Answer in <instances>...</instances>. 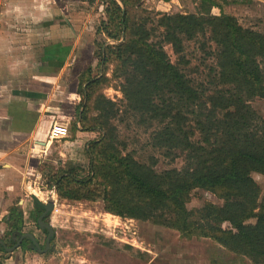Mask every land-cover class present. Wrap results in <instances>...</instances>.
I'll list each match as a JSON object with an SVG mask.
<instances>
[{"label":"rangeland","instance_id":"1","mask_svg":"<svg viewBox=\"0 0 264 264\" xmlns=\"http://www.w3.org/2000/svg\"><path fill=\"white\" fill-rule=\"evenodd\" d=\"M56 1L64 9V13L69 11V7L70 12H74L79 31L72 41H77L79 47L76 52L78 57L84 59L78 58L77 63L69 64L70 74H66L68 78H61V86H66L67 90L76 94L64 95L54 83L53 86L45 85L46 94L42 93L38 97L39 101L49 100L51 106L60 107L54 113L53 121L66 123L69 127L67 138L54 140L55 151L46 157L42 156L44 160H48L38 167L41 174L36 171L27 177V182L33 177V185L43 191L38 197H42L44 203L53 201L46 219L54 228L55 235L46 252L25 246L13 251H3L4 246L1 244L0 264H256L247 257L230 251L210 236L183 232L166 224V219L172 215L167 209L155 210L156 218L152 216L142 219L119 215L105 208L104 196L107 193L119 195L118 202L121 206H134L131 202H126V194H123L126 188L117 179L118 172L114 167L118 163L114 157L136 160L157 172L182 170L186 167L188 161L184 150L163 145L157 139L159 131L174 125L176 120L171 116V109L179 105L155 97L154 102L160 107L157 111L136 109L124 92L127 70L122 69V64L118 65L115 61H110L104 68L99 56L100 47L118 42L109 38L102 28V22L106 20V0ZM215 1L222 7L202 0H130L129 5L136 37L144 36L146 40L162 45L169 59L179 66L204 98L209 97L219 86L217 52L220 46L211 38V31L208 29L192 38L182 35L183 50L177 52L172 43L165 39V27L159 24V19L165 14L225 12L234 15L242 26L264 32V0ZM45 36H40L39 41H43L41 43L46 41ZM73 42L71 44L74 45ZM39 47L41 46L30 48L31 56L35 55L34 52ZM61 55L68 54L62 52ZM262 66L264 67L263 63ZM104 72L105 76L94 86L91 95L88 97L84 94L87 83L101 77ZM250 104L264 117L263 98L255 97L250 100ZM84 107L87 109V123L104 125L107 139L97 148L96 174H92V180L76 186L72 191L75 196L67 197L49 186L51 174L55 173L54 170L66 169L75 171L80 178L90 177L92 160L87 153L90 143L85 144L93 137L98 139L101 136L99 131L92 129L87 130L89 133L78 136L74 126L76 123L78 129H82L79 116ZM180 109L184 110L182 116L178 117L181 124L190 130L192 140L201 141V134L195 127L194 114L188 112L185 106ZM179 110L177 108L174 112ZM223 112L220 110L219 114L222 115ZM46 133V138L50 139L47 130ZM77 136L79 142L71 144ZM60 150L65 154H60ZM252 176L264 194V174L252 172ZM35 178L38 179L36 182ZM10 195L11 197H6L11 199L12 205L5 207L8 210L14 208L17 214L15 219L9 215L10 218H3L7 223L0 220V238L8 247L13 246L12 227L17 222V216H20L23 229L33 232L41 245H45L47 232L41 230L35 218L29 215L32 207L22 206L18 201L20 195ZM185 201L186 207L193 214L192 219L200 215L207 202L217 206L223 204L220 197L201 187L193 188ZM3 209L0 206V213ZM222 225L226 229L233 228L229 222Z\"/></svg>","mask_w":264,"mask_h":264},{"label":"trees","instance_id":"2","mask_svg":"<svg viewBox=\"0 0 264 264\" xmlns=\"http://www.w3.org/2000/svg\"><path fill=\"white\" fill-rule=\"evenodd\" d=\"M202 2L221 6L215 0ZM130 3V0L105 2L106 20L102 28L109 38L118 42L100 47L101 63L105 68L110 61H115L127 70L124 92L134 108L157 111L160 107L155 104V97L179 105L171 109V116L176 120L174 125L159 131L157 139L163 145L184 150L188 162L182 170L157 172L136 160L114 157L118 163L114 167L117 179L126 188L123 193L126 202L134 206H121L119 195L107 193L105 208L119 215L142 219L156 218L155 210L167 209L172 215L166 219V224L183 232L210 236L253 263L264 264V194L252 176V172L264 174V117L250 104L255 97L264 99V32L242 26L234 15L225 12L165 14L159 19V24L165 27V39L177 52L183 50L182 35L192 38L208 29L211 38L220 46L217 52L219 86L204 98L179 66L169 59L162 45L144 36L136 37ZM103 76L105 72L90 80L83 93L89 97ZM183 106L194 114L201 141L192 140L190 130L181 124L178 117L183 114L184 110L180 109ZM177 108L180 110L174 112ZM220 110L224 111L222 115ZM86 111L84 107L79 116L82 129L101 133L87 146L92 160L91 176L80 178L75 171L54 170L48 183L67 197L75 196L72 191L76 186L92 180V174H96L97 148L107 139L104 125L87 123ZM74 129H78L76 123ZM195 187L213 192L223 204L217 206L207 202L200 215L192 219L185 200ZM33 197L34 207L29 215L47 232V228H41L38 223L45 203ZM16 214L14 208L8 213L12 219ZM224 222H229L233 228H224ZM22 223V218L17 216L12 227L13 244L27 231ZM23 242L22 247L36 249L29 237Z\"/></svg>","mask_w":264,"mask_h":264},{"label":"crops","instance_id":"3","mask_svg":"<svg viewBox=\"0 0 264 264\" xmlns=\"http://www.w3.org/2000/svg\"><path fill=\"white\" fill-rule=\"evenodd\" d=\"M63 10L56 0H0V64L3 65L0 67V206L4 208L0 220L3 223L10 212L6 207L12 205L6 195L18 194L22 206L32 208L33 195L42 201L38 196L43 191L33 185V177L30 182L27 177L36 171L41 174L38 167L48 160L42 156L55 151L54 140H63L46 138V130L50 136L56 122L54 113L60 107L51 106L49 100L39 101L38 97L46 94L45 85L54 83L64 95L76 94L61 86V78H68L66 74H70L68 65L77 63L78 58L84 59L76 52L77 41H72L79 31L74 12H70V7L66 14ZM44 35L46 41L41 43L39 38ZM34 45L41 47L31 56L30 48ZM62 52L68 55H61ZM76 131L78 136L90 132ZM78 136L71 144L79 142ZM91 140L94 137L85 145ZM63 152L60 150V154L64 155ZM12 234L13 239L15 234Z\"/></svg>","mask_w":264,"mask_h":264},{"label":"water","instance_id":"4","mask_svg":"<svg viewBox=\"0 0 264 264\" xmlns=\"http://www.w3.org/2000/svg\"><path fill=\"white\" fill-rule=\"evenodd\" d=\"M53 188H55V186H53ZM52 207H53V201L52 200H50L49 202L45 203V209H44L43 213L38 217L39 226L41 228H47L48 229V235H47L46 247L45 248L41 247L40 243L38 242V240H37V238H36V236L34 235L33 232H26V233L21 234L18 242L15 245H13L12 247H8L6 245V243H5V241L3 239H1V238H0V244H2L5 249H9V250L13 251L14 249H16L22 243V241H23V239L25 237H29L33 241V243H34V245H35V247L37 248L38 251H40V252L48 251L50 249L51 238L54 236L55 230L52 227V225L44 219V217L48 213V211L51 210Z\"/></svg>","mask_w":264,"mask_h":264},{"label":"built area","instance_id":"5","mask_svg":"<svg viewBox=\"0 0 264 264\" xmlns=\"http://www.w3.org/2000/svg\"><path fill=\"white\" fill-rule=\"evenodd\" d=\"M69 135V127L66 123L54 122L50 130V137L64 139Z\"/></svg>","mask_w":264,"mask_h":264},{"label":"flooded vegetation","instance_id":"6","mask_svg":"<svg viewBox=\"0 0 264 264\" xmlns=\"http://www.w3.org/2000/svg\"><path fill=\"white\" fill-rule=\"evenodd\" d=\"M48 222V221H47ZM48 230V229H47ZM29 232V231H28ZM24 233H26V232H24ZM47 235H48V231H47ZM55 235V234H54ZM26 238V237H25ZM53 238V237H52ZM52 238H51V240H52ZM38 240V239H37ZM46 240H47V236H46ZM23 241H24V239H23ZM23 241H22V243L18 246V247H20L21 245H23ZM18 241H16L13 245H15L16 243H17ZM39 242V241H38ZM46 242V241H45ZM40 243V242H39ZM32 245H34V243H33V241H32ZM40 245H41V243H40ZM35 246V245H34ZM41 247L42 248H45L46 247V243H45V245H41ZM36 248V247H35ZM37 249V248H36Z\"/></svg>","mask_w":264,"mask_h":264}]
</instances>
